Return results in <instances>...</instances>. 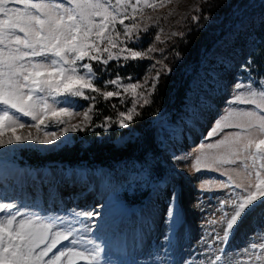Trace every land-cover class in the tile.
<instances>
[{
	"label": "snow or ice",
	"instance_id": "obj_1",
	"mask_svg": "<svg viewBox=\"0 0 264 264\" xmlns=\"http://www.w3.org/2000/svg\"><path fill=\"white\" fill-rule=\"evenodd\" d=\"M171 2L0 0V148L35 144L55 149L67 145L69 133L83 131L91 123L98 97L130 102L115 121L120 128H129L140 115L137 108L152 103L161 73L170 69L156 59L141 78L128 77V82L122 83L117 73L115 79L98 87L92 62L106 66L121 58L125 64L153 60L154 44L146 50L129 45L138 44L141 32H148V25L138 17ZM154 38L164 43L160 35ZM108 85L114 88L107 90ZM81 99L91 102L83 111L78 104ZM205 99L211 101L210 96ZM77 118L80 122L74 123ZM109 119L105 118L106 124ZM191 131L189 128V134ZM221 133L219 139H213ZM172 158L183 157L174 152ZM191 168L196 173L207 170L226 178L214 186L210 182L200 185L203 192L230 190L218 209L223 234L216 233V240L228 242L246 221L261 216L250 233V242L237 250L234 264H264V78L256 79L250 73L234 78L225 107L204 136ZM168 201L166 218L175 221L180 208L174 188ZM27 208L29 204L23 199L0 195V264H112L105 259L107 246L100 237L84 235L94 226L80 218L91 220L98 213L73 209L67 215H41L25 211ZM209 223L215 225L217 220ZM220 261L217 255L211 264Z\"/></svg>",
	"mask_w": 264,
	"mask_h": 264
},
{
	"label": "rangeland",
	"instance_id": "obj_2",
	"mask_svg": "<svg viewBox=\"0 0 264 264\" xmlns=\"http://www.w3.org/2000/svg\"><path fill=\"white\" fill-rule=\"evenodd\" d=\"M203 1L172 0L157 11L149 10L143 17H138V20H143L148 25V32H141V37L152 33V41L147 47L154 44L157 49L152 53L153 60H139L147 64L145 73L156 59L161 60L165 69H170L172 63H179L176 52L180 48L183 30L195 22L192 17L198 14ZM242 2L243 7L233 12V17L239 21L233 23L232 28L222 33L208 51L201 55L197 67L190 75L180 111L172 115L163 112L152 118L154 139L160 151L157 158L146 155L142 163L120 164L114 169L101 167L97 170H90L85 166L62 170L50 166L29 168L10 165L13 159L23 153L50 157L62 149L70 148L79 135L91 126L90 123L83 131L69 133L67 138L70 143L59 148L35 144L0 148V195L7 193L8 196L23 199L29 204L25 211H39L41 215H67L73 209L98 213L91 220L80 218L84 223L94 226L92 232L84 235L85 238L100 237L107 246L105 259L112 264H200L201 261L211 264V259L217 255L221 257L220 264H234L239 255L237 250L243 249L250 242V233L261 222V216L257 215L246 221L236 230L235 235L229 237L228 242L216 240V233L223 234V225L219 223L222 213L218 209L230 190L201 191V183L210 182L214 186L226 178L207 170L196 173L191 164L198 155L204 136L224 109L234 78L249 74L245 68L246 61L255 51L259 40L249 33L250 29L246 31V28L257 16L258 8L261 6L264 10V0H240ZM235 7L234 4L232 9ZM244 13H247L246 16ZM149 16L151 20L148 19ZM260 20L264 21V18ZM143 26L141 24V28ZM211 31L217 30L214 27ZM173 32L177 35L172 36ZM155 35H160L164 43L156 41ZM129 46L134 48V44ZM109 62L120 64L124 61L121 58L119 61ZM92 63L101 65L95 61ZM167 72L163 71L161 74ZM251 75L260 79L254 73ZM121 81L128 82L127 78ZM101 85L102 83L97 84L98 87ZM224 85L229 88L225 89ZM113 88V85L107 86V90ZM206 95L211 97V101L205 99ZM100 101H104L111 109L107 117L110 118L108 123L103 118L100 120L101 125L119 127L115 121L119 120L120 111L131 106L130 102L126 100L121 104L116 97L108 101L98 97L95 106ZM90 103L78 100L81 111ZM112 105L116 107L113 108ZM147 106L138 107L137 111L140 112ZM73 122L79 123L80 118ZM132 126L133 124L126 128L127 133L117 139L115 145L120 146L135 135ZM189 128L192 129L190 134ZM222 135L223 133L213 139H219ZM81 145L85 148L88 143L83 141ZM174 152L183 158L174 160ZM151 176H155L154 182L151 181ZM162 182L165 183L163 186L160 184ZM135 183H145L150 189L144 203L132 209L127 205L124 195L128 189H135ZM173 188L179 195L180 211L176 220L170 221L166 218V209L169 207L168 193ZM213 219L217 220L215 225L209 223ZM209 244L210 249L207 247Z\"/></svg>",
	"mask_w": 264,
	"mask_h": 264
},
{
	"label": "trees",
	"instance_id": "obj_3",
	"mask_svg": "<svg viewBox=\"0 0 264 264\" xmlns=\"http://www.w3.org/2000/svg\"><path fill=\"white\" fill-rule=\"evenodd\" d=\"M234 4L236 7L232 9ZM242 4L244 2L240 3V0H204L200 4L199 12L196 15L197 19L183 30L184 35L181 43H179L180 48L176 52L177 58L180 59L179 63H172L170 71L161 74V80L157 92L152 98V103L142 109L139 112L140 115L134 118L132 128L135 135L124 144L117 146L115 141L127 133L126 129L114 125L109 127L101 125L100 120L108 117L111 109L104 101H100L94 108L91 126L79 135L70 148L62 149L50 157L23 153L13 159L10 165L50 166L62 170L75 165L92 169L101 167L113 169L120 164L142 163L146 155L157 158L160 151L157 149L154 139L152 118L163 112L172 115L180 111L190 75L197 67L201 55L208 51L222 33L231 29L239 21L238 18L233 17V12L242 8ZM257 11V16L252 19L253 22L249 24L246 31L250 29L249 33L259 42L255 51L249 55L245 67L250 74L254 73L258 78H264V21L260 20V18H264L263 7L260 6ZM214 27L217 31L213 32L211 30ZM152 38V33L146 37H141L140 42L134 44V48H146ZM182 43L183 45H181ZM174 57L175 55L172 56V58ZM146 65L144 61H128L126 64L124 62L120 64L109 62L106 66L93 64L94 71L98 76L96 83L100 85L102 82L116 77L117 73L121 79L140 78L145 73ZM83 141L88 143L85 148H82L81 145ZM142 188L141 185L137 184L135 189H128L127 195H124L128 205L137 206L142 203L146 196V191Z\"/></svg>",
	"mask_w": 264,
	"mask_h": 264
},
{
	"label": "bare ground",
	"instance_id": "obj_4",
	"mask_svg": "<svg viewBox=\"0 0 264 264\" xmlns=\"http://www.w3.org/2000/svg\"><path fill=\"white\" fill-rule=\"evenodd\" d=\"M133 241V240H132ZM132 243V242H131ZM119 248V247H118ZM115 254V253H114ZM113 259V258H112ZM115 259V258H114ZM110 260V259H109ZM114 263V262H113ZM115 264V263H114Z\"/></svg>",
	"mask_w": 264,
	"mask_h": 264
}]
</instances>
